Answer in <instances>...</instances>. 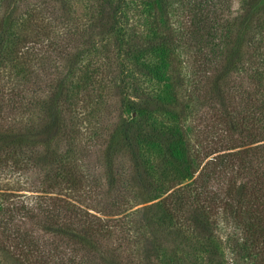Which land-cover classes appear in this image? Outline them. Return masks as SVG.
<instances>
[{
  "label": "trees",
  "instance_id": "obj_1",
  "mask_svg": "<svg viewBox=\"0 0 264 264\" xmlns=\"http://www.w3.org/2000/svg\"><path fill=\"white\" fill-rule=\"evenodd\" d=\"M127 2L97 0L100 11L95 27L99 38L106 39L108 34L112 41L110 33L115 29L121 42L123 38L129 41L125 46L114 43L113 50L105 49L114 56L115 66L109 70L105 66L104 78L112 74L110 70L122 68L120 54L137 59L148 50L134 46L137 36L123 11ZM159 2L162 0L151 4L150 50L160 53L168 66L175 61L172 55L178 46L192 50L196 67L189 78L188 96L216 103V112L226 126L225 142L213 135L204 143L195 130L183 131L179 124L168 128L179 140L183 141L186 131L193 137L191 145L183 141L182 166L189 183L177 188L181 182L174 184L164 171L157 172L152 163L143 161V148L137 149L131 138L127 142L116 140L125 105H117V122L106 133L95 127L93 118L107 83L89 76L83 68L81 74L77 71L84 51L97 43L84 41L74 46L61 42L55 46L50 42L49 48L64 66L47 88H41L39 121L26 128L0 130V175L8 171L36 176V190H30L34 195L29 198L37 200L35 205L0 201V252L16 264H178L170 239L196 233L211 241V230L220 221L239 230L247 254L264 264V89L259 71L264 72V0H239L236 10L231 9L230 0H184L187 20L181 22L178 32L159 22ZM23 3L25 0H0V74L7 64L15 67L20 62L23 72L17 78L23 73L22 83L31 76V65L27 59L20 61L19 56L27 53L22 54L20 47L40 45L39 39L48 37L37 14L25 12L24 18L19 16L22 20L15 17ZM161 27L162 35L157 34ZM35 61L42 63L43 56ZM231 73L256 82L241 111L232 104L231 90L239 86L231 83ZM134 89L140 98L145 95ZM21 93L8 96L14 109L24 105ZM6 95L0 85V108ZM150 99L148 96L138 108L142 126L152 124L150 119L155 115V108L147 102ZM173 100L177 102L175 91ZM89 105L84 126L78 127V108ZM154 130L152 124L147 134ZM81 139L85 146L78 151ZM132 193L142 197L141 204L161 195L164 220L163 225H155L157 232L153 233V225L144 218L151 208L136 211L143 219L123 215L131 209L127 196ZM26 224L31 225V232ZM167 226L175 234L166 230ZM205 246L209 262L220 264V254Z\"/></svg>",
  "mask_w": 264,
  "mask_h": 264
},
{
  "label": "rangeland",
  "instance_id": "obj_2",
  "mask_svg": "<svg viewBox=\"0 0 264 264\" xmlns=\"http://www.w3.org/2000/svg\"><path fill=\"white\" fill-rule=\"evenodd\" d=\"M129 2L123 11L129 20L128 25L137 36L134 46L137 48L145 46L148 50L137 59H129L128 56L120 54L118 59L123 61L122 68L120 67L119 71L110 70L112 74L104 78L102 73L106 71L105 66H109L108 70L115 66L113 65L114 56L106 53L105 49L113 50L114 43L125 46L129 41L123 38L124 40L121 42L119 40L120 34L115 29L110 33L113 34L112 41L108 34L106 39L101 40L99 38L96 34L98 27H95L98 26L96 18L100 11L97 0H25L23 3L25 6H20V9L15 12V17L18 16L19 19V16L23 15L24 18L25 12L37 14L39 21L45 27L44 32L47 31V34H44L48 37L39 39L40 45L20 47L22 54L27 51L25 55L19 56L21 57L19 58L20 61L25 62L27 59L26 63L31 65L28 70L31 76L26 78L24 83H22L23 73L17 78L18 73L23 72L20 68V62H17L15 67L7 64L5 68L1 69L3 72L0 74V85L7 95L4 105L0 108V130H5L8 126L14 128L25 126L26 128L39 121V101L43 98L41 88H47L62 73L64 66L62 61L55 56L54 51L52 53V48H49L50 42L54 43L55 46L62 45L61 42L63 44L69 42V45L74 46H80L84 41L96 42V47L88 49L87 52L84 51L80 57L78 62L80 69L77 71L79 75L82 73L81 68H83V71L89 73V76L98 80L102 79V82L106 81L107 83V88L99 96L100 103L93 118L95 127L106 133L117 122V105H125L121 119L122 128L117 132L116 140L127 142L131 138L137 145V149L143 148L142 160L152 163L157 172L164 171L165 176L174 184L181 182L180 186L177 187L179 188L189 183L187 171L182 166L183 155L185 154L183 141H188L190 145L193 143V137H189V129L195 130V134H199L204 143L208 136L213 135L225 142L226 126L223 117L216 112L215 102L196 101L188 96L189 78L196 67L194 66L195 55L191 49L186 46H178L174 49L172 56H174L175 61L170 62L171 66H168L160 53L151 52L150 49L153 45L152 30L150 31V23L153 17L151 4L155 3V0H129ZM230 2L231 9L236 10L239 0H230ZM156 6H159V22L164 27L178 32L181 22L187 20L184 0H162ZM259 6H262V3ZM106 9L108 14L112 13L110 6ZM107 13L105 12V17H108ZM164 27H161L157 34L162 35ZM154 40L158 42L157 38ZM39 56H43L44 61L42 63L35 61L38 60ZM107 57L110 59L109 63L106 62ZM115 57L117 59L116 53ZM31 60L33 61L32 64ZM259 71L262 76V78L260 77V86L264 89V72ZM230 75L231 83L235 82L234 84L239 86L231 90L232 104L239 107L238 110L241 111L243 107H246L244 104L245 96L250 90L251 92L254 90L256 82L251 83L245 76L239 77L234 73ZM257 84L259 85L258 81ZM134 88L143 91L145 95L140 98ZM174 91L176 103L173 100ZM11 92H22L20 97L24 105L21 108L15 106L14 109L13 104H9L8 96L11 95ZM148 96L151 99L147 102L157 111L150 119L155 127L153 135L147 134L152 124L142 126L138 115L141 114L138 108L143 106ZM93 103L96 101L91 102V104ZM91 107L89 105L87 109L78 108V127L84 126L83 122L86 120L83 121V119ZM175 124H179L178 126H181L183 131L188 130L183 141L173 136L175 132L173 134L168 132V128L176 126ZM151 138L153 140H150ZM79 145L76 148L78 151L85 146L84 139H81ZM35 180L36 176L32 172L18 176L6 171L0 175V201L3 199L6 203L8 201L23 203L28 201L29 204L35 205L37 200L29 199L34 195L30 190L35 189ZM21 188L24 190L15 191ZM2 193H4L3 196H1ZM135 196L136 193L127 196V206L131 209H128L123 215L129 219L133 217L139 220L140 218L143 219V215L136 213V211L151 208L152 210H147V215L144 218L150 222V225H153L150 226L154 229L153 233L157 232L158 228L155 225L158 227V224L163 225L164 220L159 207L161 195L157 198L154 196L155 199L151 202L142 204L140 203L142 197ZM118 217L120 216L112 218ZM26 226L28 231L33 230L30 224H26ZM169 229H171V233L175 234L172 231L173 228L167 226L166 230ZM211 231L213 232L209 239L211 241H205L208 240L205 239L206 235L199 236L196 233L188 235L187 238L174 235L176 238L173 236L170 241H173L174 251L180 261L178 264H211L205 245L220 254V264H260L257 257L247 254L243 245L244 239L239 230H233L229 225L220 221L216 228ZM199 242L204 245L198 244ZM0 264H16V262L11 256L0 252Z\"/></svg>",
  "mask_w": 264,
  "mask_h": 264
}]
</instances>
